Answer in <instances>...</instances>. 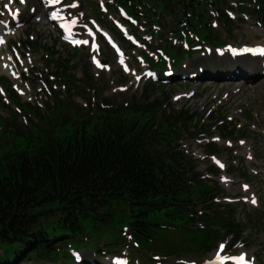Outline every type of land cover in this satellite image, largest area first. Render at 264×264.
<instances>
[{
  "label": "trees",
  "instance_id": "obj_1",
  "mask_svg": "<svg viewBox=\"0 0 264 264\" xmlns=\"http://www.w3.org/2000/svg\"><path fill=\"white\" fill-rule=\"evenodd\" d=\"M225 1L111 0L108 7L121 9L150 36L157 34V48L145 47L166 55L150 62L162 71L169 62L178 68L184 58L171 40L189 38L190 27L210 38L208 9L225 26L232 25L223 11ZM241 2L264 30V0ZM243 10L248 13V6ZM73 59L60 62L61 67L76 68ZM59 77L68 93L87 97L96 91L89 75L77 80L81 87L64 73ZM0 85L14 105L8 116H0V264H73L70 250L100 257L127 242L138 253L197 254L214 245L211 226L234 240L243 236L246 225L225 218L213 202L220 187L201 179L180 149L192 122L187 112H167L166 99L148 97L130 106L103 100L105 107L76 106L70 112L58 101L56 112L46 116L21 102L8 80L0 78ZM222 132L225 138L237 133L226 126ZM206 148L217 152L215 144ZM167 232L175 236L164 237Z\"/></svg>",
  "mask_w": 264,
  "mask_h": 264
},
{
  "label": "rangeland",
  "instance_id": "obj_2",
  "mask_svg": "<svg viewBox=\"0 0 264 264\" xmlns=\"http://www.w3.org/2000/svg\"><path fill=\"white\" fill-rule=\"evenodd\" d=\"M107 3L111 0H60L56 5V18L64 20L75 36L88 41L86 45L70 47L57 32L52 14L45 11L43 0H29L26 4L20 0H0V38L5 40L0 45V70H5L0 71V78L8 80L21 102L38 107L46 116L56 112L58 101L65 102L67 105L62 109L70 112L76 106L90 109L100 104L105 107L103 100L130 106L148 97L149 101L152 98L166 99L163 107L167 112H187L192 122L189 133L184 134L180 142V149L194 161L195 171L203 180L220 187L219 195L213 198L215 206L222 210L220 213H224L227 219H236L240 225L245 224L246 231L239 240H234L218 226H211L212 233H216L212 243L215 246L197 254L138 253L127 242L128 246L123 245L111 252L102 251L100 257L87 252V257L77 262L74 256L73 264H115L118 260L115 255L119 253L125 255L129 264H204L217 254L235 258L244 255L243 264H264V56L237 61L231 60L228 54L242 46H264V30L251 15L250 6L241 0H226L223 9L231 19V26H225L219 16L208 9L206 14L211 16V24L217 25L216 28L211 25L209 39L204 40L202 29L190 27L191 39L183 41L185 46L182 41L171 40L173 45L182 47L184 58L171 74L172 81L164 84L145 75L146 70H151L146 61L154 59V55L141 44L147 41L154 48L160 43L157 34L148 37L138 25L128 27L119 13L106 7ZM73 4L77 7H71ZM247 6L248 13L243 10ZM115 22L136 38L137 46L130 48L120 41ZM165 23L172 26L169 18ZM98 29H106L118 38L121 54L117 55L105 46ZM160 34L163 39H168V34ZM92 43L98 44L100 56L97 50L91 49ZM195 52L197 54L187 58ZM72 57L78 66L62 68L60 62L64 64ZM94 59L107 61V66L98 70ZM164 72H170L169 68ZM60 73L70 76L71 82L79 87L81 84L77 80L89 75L96 91L87 92V97L76 91L68 93L62 85ZM149 83L155 84L154 89ZM11 104L8 93L0 85L1 117L5 118L14 110ZM17 122L23 123L21 117ZM225 126L226 131L237 133L233 137H223ZM209 144L216 145V153L208 152L206 147ZM215 160L225 164V168L216 173L211 169H217ZM232 167L235 168L233 172L230 171ZM253 198L256 204L251 203ZM209 216H214L213 211ZM173 235L167 232L163 236ZM219 244L225 246L222 253L217 251Z\"/></svg>",
  "mask_w": 264,
  "mask_h": 264
},
{
  "label": "snow or ice",
  "instance_id": "obj_3",
  "mask_svg": "<svg viewBox=\"0 0 264 264\" xmlns=\"http://www.w3.org/2000/svg\"><path fill=\"white\" fill-rule=\"evenodd\" d=\"M23 2H24V0H21V3H23ZM51 3L52 4H58V3H60V0H51ZM71 7L75 8V7H77V5L76 4H73V5H71ZM56 17H57V14L56 13H53L52 14V18L53 19H56ZM89 34L91 35V32ZM2 43H3V40H0V44H2ZM77 43H79V44H85L86 45V44H88V41H78ZM245 51H249V50L246 49ZM258 51L260 52L261 55H264V49H259ZM97 66L99 67V64ZM221 167H223V165H221ZM251 203L252 204H256V200L253 198L251 200ZM224 248H225V246L223 244H221L220 245V251L223 252L224 251ZM228 259H238L243 264V262H245V259L246 258H245L244 255H241L238 258H230V257H226V256L225 257H221V256L217 255L216 264H223V261L224 260H228Z\"/></svg>",
  "mask_w": 264,
  "mask_h": 264
},
{
  "label": "bare ground",
  "instance_id": "obj_4",
  "mask_svg": "<svg viewBox=\"0 0 264 264\" xmlns=\"http://www.w3.org/2000/svg\"><path fill=\"white\" fill-rule=\"evenodd\" d=\"M27 1H29V0H24V2H23V4H26V2ZM20 2H21V0H20ZM43 3H44V7H45V11L47 12V13H49V12H51L50 14H53V13H55L56 11H58V9L56 8V5L57 4H52L51 3V0H43ZM4 43V42H3ZM258 47V46H257ZM255 60V59H254ZM0 71H5V70H0ZM259 71H261V69L259 70ZM1 73V72H0ZM8 74V73H7ZM8 76V75H7ZM261 86H259V88H260ZM213 259V257L212 258H210V259H208L209 261L210 260H212ZM208 260H206L204 263H207L208 262ZM213 264H215V263H213Z\"/></svg>",
  "mask_w": 264,
  "mask_h": 264
}]
</instances>
